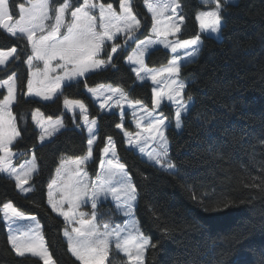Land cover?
<instances>
[{
	"label": "trees",
	"instance_id": "obj_1",
	"mask_svg": "<svg viewBox=\"0 0 264 264\" xmlns=\"http://www.w3.org/2000/svg\"><path fill=\"white\" fill-rule=\"evenodd\" d=\"M181 3L185 22L179 38L189 39L200 34L195 17L207 6L202 0ZM114 5L118 7V0ZM133 8L143 25L138 33L145 35L152 20L143 0H133ZM201 36L199 57L182 67V75L189 80L185 95L193 98L192 107L183 116L180 134L174 126L168 130L175 175L128 148L123 132L115 127L121 122L120 108L101 110L84 86L85 82L89 87L110 83L122 87L131 98L152 105V83L137 82L132 66L125 61L129 46L114 58L115 68L87 74L79 83L63 87L62 95L51 101L18 92L13 111L22 139L13 145V150L35 151L38 172L28 195L16 188L14 179L0 174V207L11 201L20 210L40 218L46 246L56 264L80 262L68 250L64 220L48 205V181L63 156L75 158L86 153L88 139L86 127H77L79 120L74 122L65 110V98L83 101L90 119L97 118V140L89 168L97 166L107 137L111 136L137 186L135 212L145 234L157 245L147 250L145 264H264V0L230 3L224 13L221 38L204 33ZM116 42L122 43L123 37L111 43ZM14 46L21 60L11 61L0 71V79L14 71L19 89L26 92L28 69L23 61L31 54L30 47L26 41L0 30V49ZM170 58L171 53L159 47L149 52L146 63L160 67ZM0 92L6 94L5 90ZM37 108L46 116H65V128L43 143L31 119V112ZM126 126L134 128L130 121ZM253 183L260 187H252ZM0 264L43 261L30 255L16 256L1 223Z\"/></svg>",
	"mask_w": 264,
	"mask_h": 264
},
{
	"label": "snow or ice",
	"instance_id": "obj_2",
	"mask_svg": "<svg viewBox=\"0 0 264 264\" xmlns=\"http://www.w3.org/2000/svg\"><path fill=\"white\" fill-rule=\"evenodd\" d=\"M0 0V30L18 41H26L31 54L23 62L27 65L28 77L26 92L19 89L16 72L0 79V174L15 180V186L21 193L33 191L29 184L37 171L36 158L19 166L13 164L14 157L23 155L13 151L22 139L17 124V115L13 106L18 102V92L28 97H39L44 101L53 100L62 95V87L79 83L88 73L115 68L113 62L118 50L129 41L135 42L136 33L142 28V21L133 8V0ZM151 13V36L137 44V50L128 56V62L135 65L131 71L137 80H151L154 87L152 108L143 105L140 100L129 99V94L121 88L98 85L85 88L94 97H104L101 110L120 108L121 122L115 127L123 132L126 143L138 149L147 162L159 166L161 170L176 174V165L170 158V141L165 129L173 127L177 134L183 130V116L191 108L192 97L185 99L186 82L179 79L181 67L185 63H195L200 51L201 34H221L224 27V13L230 0H202L207 10L200 11L195 19L199 23L201 34L189 39H180L179 34L185 22L181 14V0H143ZM123 36V43L118 41ZM175 37L169 40L168 37ZM154 37V38H153ZM162 44L174 54L167 66L158 70L148 68L145 54L150 47ZM110 48V51L108 50ZM181 50H183L182 55ZM102 54L106 59L102 58ZM17 47L0 49V71L5 70L11 61H20ZM40 64L43 66L40 67ZM161 77L164 79L162 80ZM105 92L109 93L105 96ZM115 97V99H114ZM175 106L174 116L164 115L161 104L164 100ZM133 108L136 132L125 130L123 104ZM63 105L68 111L80 110L84 125L87 126L88 139L86 153L82 156L61 162L56 170V178L48 185V204L52 212L63 217V235L67 238L68 250L80 264H105L110 250L123 253L126 260L110 261L109 264H145V254L149 248L157 245L139 229L134 218V208L138 200L137 186L132 183L126 166L119 162L116 143L111 136L101 150L99 169L95 179H91L83 166L93 157V145L97 139V120H89L85 104L80 100L65 98ZM137 107L140 115L137 114ZM24 119V117H21ZM31 119L41 129L39 141L43 143L55 132L65 127L63 120L53 121L45 117L37 108L31 112ZM174 122V123H173ZM80 127V125H77ZM147 179V177H145ZM255 179V178H254ZM252 187H260L253 183ZM59 193V199H54ZM111 197L115 211L126 219L115 226L103 219L100 208ZM65 205L67 208L65 209ZM90 205V211L81 209ZM224 204V207H228ZM4 219L9 224V243L18 257H37L43 264H56L45 244L41 225L36 223L27 230L15 229L16 220L26 219L11 202L2 206ZM155 215V210H153ZM30 219L35 220V217ZM167 231V229H165ZM19 233V234H17ZM223 264V262H221Z\"/></svg>",
	"mask_w": 264,
	"mask_h": 264
},
{
	"label": "rangeland",
	"instance_id": "obj_3",
	"mask_svg": "<svg viewBox=\"0 0 264 264\" xmlns=\"http://www.w3.org/2000/svg\"><path fill=\"white\" fill-rule=\"evenodd\" d=\"M238 0H230V3H236ZM145 6V5H144ZM114 7H116L115 5H114ZM145 8H146V10H147V7L145 6ZM117 10H118V8H117ZM147 12H148V10H147ZM148 14L150 15V17H151V13H149L148 12ZM181 14H182V9H181ZM183 27H184V24H183V26H182V30H183ZM182 32V31H181ZM139 34V38L137 39V40H135V42H133V46H131V49H130V52H129V54L127 55V57H126V59H125V61H126V63H128L129 65H131L132 67H134L135 65H132V64H130L129 62H128V56H130V55H132L133 54V52H135L136 50H137V44L139 43V41H141V40H146V39H148L152 34H151V29H150V31L147 33V34H145V35H142V34H140V33H138ZM201 34V33H200ZM203 34V33H202ZM201 34V35H202ZM204 34H207V35H209L208 33H204ZM210 36H213V37H215L216 39H220L221 38V34H219L218 36L216 35V34H211ZM121 37H123V36H121ZM154 38V37H153ZM168 39L169 40H174L175 39V37H172V36H169L168 37ZM201 40H202V43H201V45H200V51H201V48H202V46H203V37L201 36ZM113 42V41H112ZM109 43H111V42H109ZM158 47H163L164 48V46L162 45V44H160V45H156V46H153V47H150L149 48V50H148V52H146V54H145V64L147 65V63H146V57H147V55H148V53H149V51L150 50H152V49H154V48H158ZM170 53H171V58H170V60L173 58V53L171 52V50L170 49H167ZM200 51H199V53H198V55L195 57V60L198 58V56L200 55ZM118 52H119V50H118ZM118 52H117V54H118ZM182 53H183V50H181V55H182ZM117 54H115V56H114V58L116 57V55ZM102 58H104V59H106V56L104 55V54H102ZM114 60V59H113ZM169 60V61H170ZM168 64V63H167ZM167 64L166 65H163V66H160V67H151V66H149V65H147V67L148 68H151V69H154V70H158V69H160V68H162V67H165V66H167ZM186 64V63H185ZM184 65V64H183ZM43 65L42 64H40V67H42ZM181 70H182V67H181ZM88 74H90V73H88ZM87 75V74H86ZM81 79V78H80ZM161 79L163 80L164 78L163 77H161ZM179 79L180 80H182V81H184V82H186V84L188 85V82H189V80H187L183 75H182V72L180 71V77H179ZM145 81H150V82H152L151 80H145ZM153 84V83H152ZM100 85H104L105 86V88H107V87H113V88H121V89H123L122 87H120V86H116V85H113V84H110V83H107V84H100ZM154 87H160V88H163L164 87V85L163 84H161V85H155V84H153V88ZM62 89H63V87H62ZM6 90V89H5ZM124 90V89H123ZM109 93H107V92H105V96H107ZM60 94H58L57 96H59ZM90 95H91V97L93 98V100H94V102L96 103V105L99 107V105H100V103L103 101V99H104V97H99V98H97V97H94V96H92V94L90 93ZM56 96V97H57ZM28 97V96H27ZM56 97H54L53 99H55ZM31 98H35V99H38V100H41V101H44V100H42L41 98H39V97H31ZM69 99V98H68ZM114 99H115V97H114ZM129 99H131V100H140V101H142L143 102V105L144 106H146V107H148V108H152V105H149V104H147L146 102H144L143 100H141V99H139V98H131L130 96H129ZM185 99L187 100V96L185 95ZM71 100H74V99H71ZM51 101V100H50ZM81 101V100H80ZM44 102H48V101H44ZM83 102V101H82ZM84 103V102H83ZM190 104H191V107H192V104H193V98H192V100L189 102ZM85 104V103H84ZM122 104H123V111H124V113H125V115H124V118H123V123H124V128H125V130H127V131H130V132H136V131H138V129L136 128V126H135V120L133 119V115H132V112H133V108H131V107H129L128 106V104H127V102H125V101H122ZM85 107H86V109H87V106L85 105ZM100 108V107H99ZM164 108V109H163ZM113 109V108H112ZM191 109V108H190ZM68 113H70L71 115H72V118H73V120H74V122H76L77 120H79V122L78 123H82V124H84V122H83V120H82V118H81V115H80V110L78 109V108H75L73 111H68L67 109H65ZM105 110H111V109H108L107 108V106H106V108H105ZM163 111V113H164V115H166V116H168L170 119H172L173 118V116H174V111H175V106L174 105H172V104H170V102H168L166 99L162 102V104H161V109H158L157 110V112H159V111ZM104 111V110H103ZM120 111H121V109H120ZM40 112H42L41 110H40ZM43 113V112H42ZM44 114V113H43ZM87 115H89V113H88V109H87V113H86ZM137 114L138 115H140L141 113H139V109H138V107H137ZM187 114V113H186ZM185 115V114H184ZM44 116L45 117H48V116H46L45 114H44ZM89 117V116H88ZM53 118V121H55L57 118H60V119H62L63 120V123H64V125H65V116H57V117H52ZM89 120H90V118H89ZM127 121H130L132 124H133V126H134V128L133 129H131V128H129V127H127L126 126V122ZM174 123V122H173ZM18 124V123H17ZM85 126V125H84ZM37 127V126H36ZM86 127V131H87V126H85ZM170 128V127H169ZM169 128H166L165 129V135L168 137V139H169V136H168V130H169ZM37 129L41 132V129L39 128V127H37ZM61 130H63V129H61ZM60 130V131H61ZM57 132H55L53 135H55ZM87 134H88V132H87ZM52 135V136H53ZM96 135H97V132H96ZM51 136V137H52ZM51 137H49V138H47L46 140H49ZM126 139V138H125ZM45 140V141H46ZM97 140V139H96ZM169 141H170V139H169ZM106 143H107V141H106ZM106 145V144H105ZM126 145H127V147L128 148H130V149H133V150H135L142 158H144V159H146L147 160V157L146 156H142L140 153H139V151H138V149H134V148H132V147H130L127 143H126ZM105 147V146H104ZM103 147V148H104ZM102 148V149H103ZM14 151V150H13ZM16 152V151H15ZM18 153H20V152H18ZM33 154L35 155V158H36V165H37V171L33 174V176H32V178L30 179V181H29V184L28 185H25V187H28V186H31L32 187V189H34V187H33V185H32V180H33V178L35 177V175L37 174V172H38V160H37V157H36V154H35V151H29V152H27V153H23V155H19V156H17V157H14V159H13V164H14V166H16L17 167V169H19V166L21 165V164H23V163H25V161H27V160H31L32 159V156H33ZM118 155V154H117ZM19 157V158H18ZM101 158H102V152H101ZM118 158H119V156H118ZM70 159H73V157H70V156H63L61 159H60V162H59V164L57 165V167L54 169V171H53V173L51 174V176H50V178H49V181H48V185L51 183V181L54 179V178H56V170H57V168L59 167V165L61 164V162L62 161H64V160H70ZM92 162V159H90L89 161H88V163H87V165H85V166H83L84 168H85V171L88 173V176L91 178V179H95V176H96V174L100 171V169H99V164H100V161L98 162V165L97 166H94V167H92L91 169L89 168V165H90V163ZM119 162L120 163H123L121 160H120V158H119ZM124 164V163H123ZM125 165V164H124ZM126 166V165H125ZM126 171H127V173L130 175V173H129V171H128V169H127V167H126ZM131 176V175H130ZM131 179H132V177H131ZM132 183H134V181H133V179H132ZM48 185H47V196H48ZM20 191V190H19ZM21 192V191H20ZM32 192V191H31ZM31 192H28V193H22V194H24V195H28V194H30ZM59 193H54V199H59ZM48 201V200H47ZM138 201V200H137ZM7 202H11V201H7ZM12 203V202H11ZM13 204V203H12ZM14 205V204H13ZM49 205V204H48ZM136 205H137V202H136V204H135V207H136ZM3 206V205H2ZM2 206L0 207V210H1V212H0V215H1V218H2V220H4V224H5V226H6V230H7V233H8V237H9V235H10V233H9V230H8V228H9V224H8V222L7 221H5V219H4V213H3V211H2ZM14 207H16L15 205H14ZM17 208V207H16ZM67 208V205H65V209ZM21 213H23L24 214V216L26 217V219H22V220H20V219H18V220H16L15 221V223L12 225V227L13 228H15V229H20V230H27V228L29 227V226H34L36 223H39L40 225H41V231H42V233H43V224H42V222H41V220H40V218L36 215V214H32V213H27V212H24V211H22V210H20L19 208H17ZM82 211H85V212H89L91 209H90V205H88V206H85V207H83L82 209H81ZM100 210H101V212L104 214V216H103V219L105 220V221H109L110 220V222L112 223V225L113 226H115L116 224H123L124 223V221L126 220V219H129V218H127V217H124L122 214H118V213H116V211H115V205H114V202L112 201V199H111V197H109L108 198V200L107 201H105L103 204H102V206H101V208H100ZM31 217H35V220H32V219H30ZM61 217V216H60ZM62 219H63V217H61ZM134 218H135V220L137 221V224H138V227H139V229L143 232V234L145 235V236H147V237H149L148 235H146L145 234V232H144V230L142 229V226H141V224H140V221H139V218H138V216H137V214H136V212H135V208H134ZM64 229V228H63ZM17 234H19V233H17ZM43 236H44V233H43ZM64 236V235H63ZM64 238H65V240L67 241V238L64 236ZM150 238V237H149ZM151 239V238H150ZM44 240H45V237H44ZM68 243V242H67ZM46 244V243H45ZM147 253V252H146ZM146 255V254H145ZM121 257H123V258H121ZM127 258L123 255V253H120V252H118L116 249H115V247H114V244H113V246H112V248H111V250H110V253H109V259H108V261H106L105 262V264H109V262L110 261H116V262H118V261H120V260H126Z\"/></svg>",
	"mask_w": 264,
	"mask_h": 264
}]
</instances>
